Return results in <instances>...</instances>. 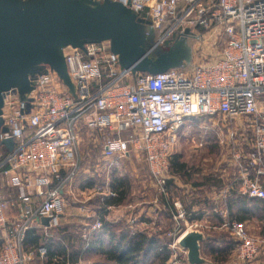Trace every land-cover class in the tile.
I'll return each mask as SVG.
<instances>
[{"label":"built area","instance_id":"obj_1","mask_svg":"<svg viewBox=\"0 0 264 264\" xmlns=\"http://www.w3.org/2000/svg\"><path fill=\"white\" fill-rule=\"evenodd\" d=\"M117 1L155 29H166L154 46L167 36H199L193 61L155 74H133L120 68L108 41L91 42L63 49L73 93L48 65L33 78L27 99L15 89L3 92L0 117L7 130L0 132V264H28L32 254L24 249L26 231L58 223L81 172L85 131L94 142L109 134L102 159L112 161L130 150L142 153L167 197L169 152L178 129L185 120H212V127L206 123L200 129L218 131L234 147L227 164L231 180L214 196L224 200L234 191L264 200V0ZM3 139L12 140V149ZM5 185L17 193L4 197ZM108 190V195L99 193L101 198L116 195ZM9 206L17 207L16 216L5 215ZM173 209L167 234L176 245L198 224L189 222L179 202H173ZM209 213L219 221L215 228L231 241L234 259L228 264H264V239L223 204L213 205ZM41 217L49 218L48 225ZM118 219L131 229L146 223L136 214ZM101 226L97 216L82 236L88 238ZM175 257L174 264H183Z\"/></svg>","mask_w":264,"mask_h":264},{"label":"rangeland","instance_id":"obj_2","mask_svg":"<svg viewBox=\"0 0 264 264\" xmlns=\"http://www.w3.org/2000/svg\"><path fill=\"white\" fill-rule=\"evenodd\" d=\"M146 29L148 32V38L147 45L144 47V51L149 58L148 65L150 63L155 64V59L157 56L166 52L167 49L174 45L177 40H185V43L188 45L191 54V64L195 56V50L200 45L201 40L199 36L192 34H186L183 35V37L167 36L162 43L154 46L162 34H164L166 29H155L150 23L146 25ZM64 48H67V46ZM138 73L142 72L136 71L133 74ZM212 122V120H209L208 122L206 118H201L198 120H185L180 130L178 129V132L175 136V141L172 143L170 148L169 157L170 155L178 154L180 161L186 164L189 172L191 173V178L187 179L186 182H183V180L180 179L182 181V185L186 186L188 189H179L175 186L178 192L181 194V199L184 201L190 194L193 182H203L204 179L211 176L213 179H220L222 181L221 188H223L224 186H227L231 180L228 177L229 175H232L233 170L231 168L232 166H228L227 164L229 163V159L232 158L234 147L227 145L226 139L224 137L219 138L218 131L211 129H200L203 128L200 126L206 123L208 127H212ZM120 134L123 135L125 132H120ZM90 135L91 134L87 133V131H85V133L83 132L81 151L83 152L84 156L81 165V172H79V174L73 180V184L76 188L75 191L72 192L70 196H66V207L62 215L59 217L58 223L54 226H51L50 228L40 229V233H44L46 236L51 238H58V240L61 242H65L61 235L66 232L71 235L80 236L82 239H91L94 237L95 232H91L90 235L87 236L88 238H86V236L85 238L82 236L85 227H87V225H91L98 216L97 210L93 208L95 207V204L93 203L96 202V200L101 201L103 198H107L104 196L101 198L100 194L108 193V189H111L109 185L111 184V177L113 174H117L120 178L128 179L130 183V189L126 201L122 205L114 207L115 210H118L114 212L124 214L129 211L133 212L132 214L138 215L137 213H140V210L143 214L148 213V219L152 220V222H146V224L143 227L138 228V230L143 232L145 231L149 235H154L155 231H157L155 233H159L158 237L164 241L169 252V259L167 263L174 264V256L176 255L175 258L177 260L183 262V264H188L186 259L187 251L180 247L178 243L173 245L172 236H168L167 234L171 229L172 223L166 220L167 218L162 214L164 213L163 209L165 210V208H168L165 207L168 204H170L171 208L173 209L172 202L175 201V198L178 197V195L176 193H167V197H165V195L161 192L162 190L160 189L159 184L157 181H155L151 172H149V166L142 153L130 150L128 151V154L124 155L123 157L114 155L112 161H109L108 159H102L103 142L109 136V134H104L101 137L97 136L96 142L93 141V137ZM167 176L169 178L166 180V186L168 185L169 181L175 185V180L177 179L175 175L170 173V169ZM87 182L92 183L91 189L89 188V191H83L81 194L80 191L82 186ZM166 186L164 187V190L167 192ZM209 188L211 189V187H202V192L205 191L204 197H206V201L219 202L223 199H217V194L219 193L218 190L221 189L218 187H215L218 188V190L214 189L215 193L218 191V193L213 196L214 198L208 199V194L212 193L210 192ZM3 190L7 193V196H12L14 193V190H11L6 185L2 188V191ZM85 203L92 204V206L89 205V207H91L90 211L85 212L82 211V209H80L81 211L77 209L80 208V206L83 207L86 205ZM181 205L183 206L182 203ZM204 208L210 211L208 206H204ZM107 211L109 212L110 209H107ZM193 213L197 214L198 216L202 214L200 209L195 210ZM85 215L89 216L85 217ZM106 218L111 219L108 217ZM154 223L156 225H154ZM245 223L248 230L252 234L264 239V209L257 210L256 217L248 219V221H245ZM180 224L182 228L187 226L185 220H182ZM191 230H198L204 234V238L200 242V255L209 262L207 264H228L230 259H234L232 253H230L228 259H226L223 263H220L213 259L216 257L215 255L210 256L208 252L210 245H212V242H209V240H217L219 236H224L226 239H228L227 232L223 230H217L218 233H216V231L212 229V226L204 225L203 227H200L199 224L192 226ZM222 233L224 234L222 235ZM42 249V247L39 249V255H41L40 251ZM29 251L32 255L31 260L27 263L42 264V261L38 260L35 256L36 250L32 249ZM59 261L60 260H55L53 264H60ZM91 262L92 260L89 258H82L76 264H91Z\"/></svg>","mask_w":264,"mask_h":264},{"label":"water","instance_id":"obj_3","mask_svg":"<svg viewBox=\"0 0 264 264\" xmlns=\"http://www.w3.org/2000/svg\"><path fill=\"white\" fill-rule=\"evenodd\" d=\"M150 22L115 0H0V114L3 92L15 89L22 99L32 90L33 78L42 65H48L73 93L66 72L63 48L108 41L122 69L159 73L190 64L185 40H177L166 52L149 62L144 51ZM187 31V30H186ZM29 105L27 104L26 110ZM0 117V132H5ZM2 144L12 149V140ZM40 222L48 225L49 218ZM203 233L189 230L178 240L187 251L188 264L209 263L200 255Z\"/></svg>","mask_w":264,"mask_h":264},{"label":"trees","instance_id":"obj_4","mask_svg":"<svg viewBox=\"0 0 264 264\" xmlns=\"http://www.w3.org/2000/svg\"><path fill=\"white\" fill-rule=\"evenodd\" d=\"M169 163L172 175L177 176L184 182L191 178L189 169L184 162L180 161L178 154L170 155ZM221 182L220 179L216 180L210 176L204 179L203 182H193V185L221 188ZM109 185L116 195L103 198L101 201L96 200L93 203L95 204L93 208L97 210L99 220L102 222L101 228L95 232L94 237L82 239L80 236L66 232L61 235L65 242H61L58 238H51L44 233H40V229L30 228L25 233L24 248L26 250H36L35 256L38 259L40 257L39 249L42 247L44 250L42 255L44 264H53L55 260H60V264H76L82 258H89L92 260L91 264H169L167 263L169 252L164 241L158 237L159 233H155L157 231L154 232V235H149L137 228H129L125 220L113 222L106 218L107 207L122 205L126 201L130 189L128 179L120 178L117 174L112 175L111 184ZM91 186L92 183L87 182L82 187L91 188ZM166 190L168 194H179L171 181L168 182ZM193 201H196V199H185V201L182 199L186 209H190L192 204L198 202ZM90 205L92 206V204ZM228 208L235 219L245 221L252 217L255 218L257 210L264 209V200L249 199L232 191L228 197ZM11 210H14V208H11ZM5 215L8 218L13 217L11 214L8 216L7 211H5ZM148 218L147 216H141V219L145 222L150 221ZM213 218L216 217L213 216ZM209 242H212V245H210L208 252L210 256H216L213 258L215 261L223 263L228 259L232 247L230 240L224 236H219L217 240L213 239Z\"/></svg>","mask_w":264,"mask_h":264},{"label":"crops","instance_id":"obj_5","mask_svg":"<svg viewBox=\"0 0 264 264\" xmlns=\"http://www.w3.org/2000/svg\"><path fill=\"white\" fill-rule=\"evenodd\" d=\"M115 1H117V0H115ZM176 177V179L177 180H175V186L176 187H178L179 189H184V188H187L186 186H184V185H182V181L180 180V178H178L177 176H175ZM231 177H232V175H229V177L228 178H230L231 179ZM184 182V181H183ZM202 187L203 186H200V187H197V186H195V185H193L192 184V186H191V191H190V194H189V196L187 197V199H191V198H195L196 199V201H198V202H196V201H193V202H196V203H194V204H192L191 206H190V209H186V207L184 206V204L181 202L182 201V197H181V194L179 193L178 194V197H176L175 198V201H173V202H179L180 204L182 203L183 204V206L182 207H184V209H185V211H188L189 213H188V218H189V222H191V221H194V222H197V224H199L200 225V227H203L204 225H208V226H212V229H214L215 231H216V233H218L217 232V230H219V229H217V228H215L216 226H218L219 225V221H218V219L217 220H215L214 218H212L214 215H212L211 213H209V211L208 210H206V208H204V206H208V209H211V207L213 206V205H216V204H218V205H221L222 206V204H223V206L224 207H226L228 210H229V208H228V198H225L224 200H221V201H219L218 203H216V202H211V201H206V197H204V195H205V191H203L202 192ZM90 188V187H89ZM89 188L88 187H82V189H81V191H80V193L82 194L83 193V191H88L89 190ZM11 190H14L13 192V195H15L16 193H17V189H13V188H10ZM91 189V188H90ZM188 189V188H187ZM210 189V188H209ZM214 189L215 190H218V188H215V187H212L211 186V189H210V192H212V193H209L208 194V196H209V198H213V196H214V194H215V192H214ZM1 194L2 195H4V197H7V193L6 192H4V190L2 191V188H1ZM200 195V196H199ZM229 196H230V194H229ZM208 198V199H209ZM206 201V202H205ZM172 202V203H173ZM86 205H84L83 207L82 206H80V208H77V209H82V211H85V212H88V211H90V209H91V207H89V205L90 204H88V203H85ZM170 207H169V206ZM168 205H166L165 207H168V208H165V210L163 209V212L164 213H162L163 215H164V217H166L167 219L166 220H168L169 222H171V220H172V214H173V210L174 209H172L171 208V205L170 204H168ZM14 208V210H11V208ZM111 208H110V213L107 211V213H106V217H108V218H111L110 220H112L113 222H117V221H119L120 219H118L117 220V218L118 217H122L123 216V218H124V216H128V215H130L129 213H133V212H129V211H127L126 213H115L116 211H118L117 209L115 210V208L114 207H116V206H110ZM197 209H200V211L202 212V214L201 215H197V214H195V213H193L195 210H197ZM5 211H7L8 213H9V215L8 216H10V214L14 217V216H16L17 214H18V209H17V207H16V209H15V207H13V206H9L8 208H6V210ZM81 211V210H80ZM115 211V212H114ZM191 211V212H190ZM139 212L140 213H137L138 214V216L140 217V219H141V216H143V217H145V216H147V217H149L147 214L148 213H141V211L139 210ZM99 214V213H98ZM190 215V216H189ZM89 215H85V217H88ZM110 216V217H109ZM212 220H215V221H212ZM140 221H142V219L140 220ZM145 221V220H144ZM245 221H248V220H245ZM245 221H243V222H245ZM148 222V221H147ZM152 222V220H150L148 223H151ZM200 222V223H199ZM146 223H144V225H145ZM154 225H156L155 223H154ZM38 229H41V228H38ZM221 231V230H220ZM219 235H220V233H219ZM203 236H204V234H203ZM41 254V253H40ZM204 258V257H203ZM38 260H41L42 262V264H44V260H42V256L40 255V257H38Z\"/></svg>","mask_w":264,"mask_h":264},{"label":"bare ground","instance_id":"obj_6","mask_svg":"<svg viewBox=\"0 0 264 264\" xmlns=\"http://www.w3.org/2000/svg\"><path fill=\"white\" fill-rule=\"evenodd\" d=\"M68 47V46H67Z\"/></svg>","mask_w":264,"mask_h":264}]
</instances>
